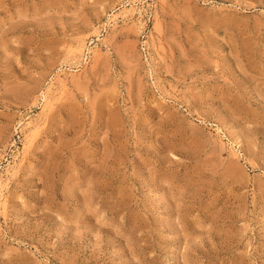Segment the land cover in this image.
<instances>
[{
	"label": "rangeland",
	"instance_id": "374dc122",
	"mask_svg": "<svg viewBox=\"0 0 264 264\" xmlns=\"http://www.w3.org/2000/svg\"><path fill=\"white\" fill-rule=\"evenodd\" d=\"M0 179V264H264V0H0Z\"/></svg>",
	"mask_w": 264,
	"mask_h": 264
},
{
	"label": "bare ground",
	"instance_id": "6f19581e",
	"mask_svg": "<svg viewBox=\"0 0 264 264\" xmlns=\"http://www.w3.org/2000/svg\"><path fill=\"white\" fill-rule=\"evenodd\" d=\"M27 125V124H26ZM1 181H3L2 179H0ZM1 181H0V183H1ZM3 183V182H2ZM4 185V184H3ZM3 185L1 184V186L3 187ZM1 191V190H0Z\"/></svg>",
	"mask_w": 264,
	"mask_h": 264
}]
</instances>
